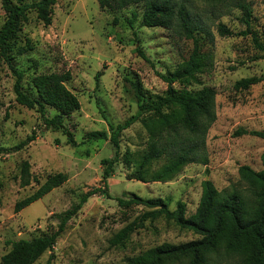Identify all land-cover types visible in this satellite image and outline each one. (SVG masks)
<instances>
[{"label": "rangeland", "instance_id": "1", "mask_svg": "<svg viewBox=\"0 0 264 264\" xmlns=\"http://www.w3.org/2000/svg\"><path fill=\"white\" fill-rule=\"evenodd\" d=\"M32 3L38 0H11ZM184 4L202 21L206 34L198 32L202 52L209 63L198 75V84L191 92L204 87L215 91L216 119L205 137L206 165L190 163L165 183H142L129 179L132 164L145 152L149 136L136 122L120 135V152L126 161L116 166L108 179L110 197L100 193L91 196L67 223L52 251L44 253L34 264H124L126 258L142 254L163 243L181 244L199 236L181 231L175 224L159 218L146 221L134 231L125 246L113 247L109 240L124 226L147 209L142 206L120 207L113 198L135 194L141 198H161L174 210L178 201L192 215L201 195V183L209 179L219 192L236 190L248 193L240 179V166L255 171L262 169L264 138L238 131L264 134V54L248 36H223V24L234 34L242 32L241 12L232 1L170 0ZM249 5L251 30L264 43V0H243ZM143 1L126 9L101 10L96 0H57L52 6L51 24L43 25L36 12H27V21L20 24L12 55L15 66L25 77L38 74L69 72L66 87L78 98L80 108L65 121L76 146L69 145L62 130H43L35 110L18 105L13 93L14 76L0 55V258L11 243L30 239L55 228L56 215L65 212L85 192L103 189L101 160L114 155L109 141H85L93 131L108 130V124H123L135 114L136 99L130 82L139 81L150 95H162L166 84L160 73L172 71L186 60L192 41L180 29L139 26ZM138 13L133 28L126 18ZM5 13L0 0V27ZM27 42L30 50L27 49ZM19 48L25 52L18 53ZM101 72L98 81L95 76ZM249 77L260 81L247 90H234V84ZM53 112L50 110L49 116ZM35 131L36 139L22 150L6 152L20 144ZM27 161L35 180L20 186L19 167ZM164 164L155 162L151 171ZM63 173L67 181L43 198L19 212L17 201L29 196L48 175ZM174 264H186L178 262ZM215 264H236L232 256L219 254Z\"/></svg>", "mask_w": 264, "mask_h": 264}, {"label": "trees", "instance_id": "2", "mask_svg": "<svg viewBox=\"0 0 264 264\" xmlns=\"http://www.w3.org/2000/svg\"><path fill=\"white\" fill-rule=\"evenodd\" d=\"M57 0H38L13 4L11 0H1L5 20L0 27V55L14 76L13 93L18 105L35 110L42 122L43 130H62L69 145L76 146L72 133L65 121L79 110L78 98L66 87L71 79L69 72L38 74L29 78L25 71L18 69L12 55L20 24L27 21V12L34 10L43 25L51 24L52 6ZM101 10L117 11L143 1L140 27H164L180 29L192 41V50L186 60L174 70L158 74L166 84L162 95H150L139 81L130 82L136 99L137 110L123 124H108V130L93 131L85 135V141H109L114 155L101 160L103 189L93 188L79 198L68 210L57 214V225L48 231L30 239H20L11 243V248L0 258V264H34L44 253L53 250L57 239L67 223L78 213L86 201L98 193L110 197L108 179L114 174L116 166L123 161L129 164L125 154L120 152V135L132 124L139 122L146 130L149 141L142 156L130 164L129 179L139 182L171 181L183 167L190 163L206 165L205 137L216 119L214 112L215 91L204 87L191 92L188 87L198 84V75L209 63V57L202 52L198 32L206 34L202 21L184 4L175 5L170 0H96ZM225 2L227 0H206ZM236 3L240 10V22L244 30L234 34L223 24L218 31L223 36H248L259 51L264 54V43L257 40L251 30L252 14L243 0H228ZM133 28L138 21V13L130 12L126 18ZM176 28V29H175ZM27 49H31L27 42ZM19 54L25 52L19 48ZM101 72L95 76L98 81ZM260 81L258 77L243 78L234 84V90H247ZM50 110L53 112L49 116ZM246 134L264 138L261 132L240 130L237 134ZM35 131L20 144L6 152H17L33 142ZM164 159V164L155 171L152 165ZM262 169L255 171L249 166H240L238 174L248 186V193L236 190L219 192L209 179L201 183V195L195 212L186 216V206L178 201L174 210L169 209L165 199H145L135 194L127 198H113L120 207L142 206L147 210L132 222L120 229L109 240L113 247H124L131 234L144 227L146 221L163 219L175 224L181 231H190L198 239L181 244L163 243L148 249L140 255L126 258L124 264H215V257L223 253L232 256L236 264H264V153L261 155ZM30 164L24 161L19 167L20 186L26 187L35 180ZM67 181L63 173L48 175L45 181L29 196L17 201L14 211L19 212L33 202L43 198L53 189ZM49 256L45 264H51Z\"/></svg>", "mask_w": 264, "mask_h": 264}]
</instances>
